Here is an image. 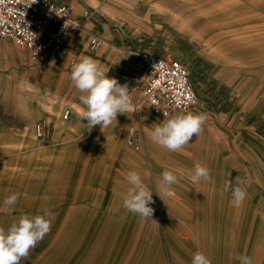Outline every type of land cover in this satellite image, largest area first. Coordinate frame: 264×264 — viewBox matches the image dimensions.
Returning <instances> with one entry per match:
<instances>
[{"label": "rangeland", "instance_id": "374dc122", "mask_svg": "<svg viewBox=\"0 0 264 264\" xmlns=\"http://www.w3.org/2000/svg\"><path fill=\"white\" fill-rule=\"evenodd\" d=\"M103 1L105 3L103 5L93 3L91 10L99 12L98 17L101 21L106 20L109 25L116 27L115 34L122 44L118 47L112 46L109 39L100 38L104 43L102 50L92 51L88 48L91 37H86L88 26H82L79 31L82 33L81 43L86 38L85 49L89 55L96 53L99 63H104L110 53L115 54L113 66L122 74H107L110 78L118 80L132 73L136 59L133 46L139 45L146 31L149 32L152 28L151 23L158 27V31L161 29L166 36L172 33L189 34L200 43L202 55L211 61L209 72L219 71V80L222 84L217 91L224 93L229 100L228 105L221 108L222 111L230 109L233 104L240 105L232 112L235 116L231 123L233 125L237 123L238 117L242 128L245 127L242 131L245 132L246 138V133L249 134V129L254 126L245 122L247 116L258 119L255 126L261 125L264 120V0H136V2L118 0L117 6L112 5L109 0ZM102 7L104 11L101 10ZM79 12L75 11L74 15L77 17L81 13ZM108 15L116 19L117 23H109ZM125 25L126 28L120 30ZM75 34L71 35L68 42L71 47L80 45L72 42ZM10 43L16 57L8 51L1 55L0 61L5 63L10 57L18 61L11 65L10 70H6L5 76L0 77V109L8 108V101L15 97L17 100L15 108L21 113L20 99L31 93L47 96H44L45 107L47 105L43 116L45 119L52 116L61 119L64 108L68 106L72 107V111L78 110L75 103H79L84 109L79 99L82 93L75 88L71 80V67L79 62L74 50H69L65 57L63 71L47 73L44 68L37 74L39 65H33L28 61L26 51L17 48L13 41ZM157 45L162 47V44L157 43ZM171 48L173 51L176 50L175 52L184 54L183 44H174ZM121 58L128 60L127 71L121 64ZM180 59L185 63L184 58ZM190 71L191 77L193 69L190 68ZM129 93L139 94L141 104L152 113L145 104L140 89L129 88ZM212 104L217 106V102ZM11 105L12 103L10 108L13 110ZM32 111L36 116L35 108ZM36 125L35 122L32 140L41 144L35 137ZM24 137L23 127H18L17 145H20ZM17 153L20 155L19 152ZM100 161L101 163L96 158L87 157L80 169L78 166L66 167V175L69 173L67 177L70 181L75 178L78 182L80 177L87 179L89 174L98 173L105 164L109 165L108 163L102 165L104 160L100 159ZM30 165L22 162L21 166L24 170L18 168L17 173L14 167L7 164L0 167V227L7 230L24 214L42 215L45 209L52 213L50 232L30 250L20 264H165L163 259L169 261V253H172L169 256L171 264H191L192 256L197 251L206 256L216 254L218 260L216 258V261H212L211 255L209 259L211 264H240L235 259V254L247 253L248 239L252 236L258 239L264 237L262 229L256 228L255 225L252 229L254 214L250 212L249 198L246 197L239 207L241 212L237 215L228 213V206L217 208L216 200L214 199L212 204L211 199L207 198L208 187L212 184L209 179L197 184H193L190 179L188 183L182 182L184 186L186 184L192 187L188 192L194 197L192 200L190 198L186 200L187 212L180 216L176 225L169 222L167 213L160 219L156 214L152 219H145L142 226L131 218L128 221L126 218V222L111 224L105 220L107 215L105 213L102 215L90 213V209L94 208L69 204V200H74L76 196L80 198L78 190L70 192L66 200L68 203L59 211L48 207L46 202L42 203L45 198H41L40 163L33 161ZM176 168L185 171L184 167ZM215 168L208 167L210 175ZM12 175L14 180H9ZM243 185L246 183L242 182ZM11 187L16 190V194H19L18 207L11 208L16 210L15 212H10L11 209L3 210V201ZM246 193L248 195V191ZM82 194L88 195V192ZM170 195L171 197L176 195L172 188ZM104 196L103 193L102 198L105 202ZM182 199L184 203V196ZM153 205L156 209H163L165 212L170 208L169 200L165 197L161 198L160 203L154 201L151 204L152 208ZM101 218L102 220L99 221ZM112 226L116 227L111 229ZM226 238H233L235 245L225 246L218 242L219 239ZM180 239L187 241L177 242ZM236 241L241 244L236 245Z\"/></svg>", "mask_w": 264, "mask_h": 264}, {"label": "crops", "instance_id": "0c3cea01", "mask_svg": "<svg viewBox=\"0 0 264 264\" xmlns=\"http://www.w3.org/2000/svg\"><path fill=\"white\" fill-rule=\"evenodd\" d=\"M52 1L72 8L73 18L80 20L82 26H88L87 30L85 27L86 37L94 36L100 41L103 38L109 39L110 44L116 47L122 44L118 39V35L115 34L116 27L109 25L106 20L101 21L98 17L99 12H92L91 10V5L95 2L100 5L105 4L103 0ZM109 1L112 5H118V0ZM131 1L136 2V0ZM81 9L82 11L85 9L89 10L88 18L83 19L81 17ZM75 11H80L81 13L79 12L80 14L76 17L74 15ZM108 16L109 23L116 22V19L110 15ZM126 26L120 30L125 29ZM151 27L149 32L146 31L145 37L141 38L139 45L133 46L132 50L136 53L134 62L143 53H149L157 57L184 58L185 64L188 62L186 65L193 69L190 81L194 91L197 93L198 103L184 113L202 114L205 116L202 131L198 136L194 135L190 143L177 152H169L167 149L155 144L150 138V133L156 124L180 112L170 110L167 117L154 115L141 104L136 94L131 95L129 109L125 114H118L117 121H113L109 127L103 130L99 126H95L89 132L84 125L86 121H81L80 119L79 112L83 109L79 103H75L78 110L74 109L66 120L62 119V115L61 119L56 116L45 119L43 116L47 109L44 99L46 95L31 93L20 99L21 113H18L15 108L17 102L15 97L8 101V108L0 109V167L7 164L10 167H14L15 173H17L19 169L24 170L21 166L22 162L30 163L31 165L33 161L40 163V173L42 174L40 178L42 181L41 198H45V201L41 202H46L48 207L56 208L58 211L61 210L68 203L66 200L69 198L70 192L78 190L80 198L76 196L74 200H69V204H72V206L78 204L92 207L94 209H90V213L107 214L105 220L111 224L126 222V218L127 221L131 218L142 226L145 219L128 212L123 207V199L126 197L127 190L131 187L126 179L127 172L135 170L140 173L143 182L153 191V200L155 202L160 203L162 197L169 200L170 208L168 212L163 209H156L153 205V215L156 214L158 219H160L163 214L167 213L169 222L176 225L180 216L187 212L188 204H185L186 200L189 198L192 200L194 197L188 192V189L192 187L186 184L184 186L182 182L188 183L189 178L186 176H189L194 165L199 162L207 168L216 167L208 180L212 183L208 187L209 195L207 196V198L211 199V203L214 204L213 200L215 199L217 208L228 206V213L240 214V208L230 204L231 190L224 191L226 181L239 184L246 192L248 191L246 197L249 198L250 212L254 214L252 229L255 225L256 228L264 231V120L260 126H255L258 119L256 117L248 118L247 116L245 122L254 126L249 129V134L246 133V138L244 136L245 132L242 131L245 127L242 128L237 116V123L234 125L231 123L235 116L232 112L240 105H237V103L233 104L230 109H225L224 112L221 109L228 105L229 100L226 99L228 97L224 93L217 91L222 84L221 80H219V71L216 70L215 73L209 72L211 61L202 55L200 43L189 34L172 33L166 36L161 29L158 31L156 25L151 23ZM81 34L80 31H77L72 41L76 45L80 43L78 47H71L68 44V49L75 51L79 61L83 57H91L98 62L103 71H108L107 74H122L120 70L117 71L118 69L113 66L115 54L110 53L104 63H99L96 53L89 55L87 49H85L86 38L81 43ZM145 39L148 41L146 42ZM10 42V40L2 41L0 44V57L4 52L8 51L16 57ZM101 43L102 46L98 51L103 48L104 43L102 41ZM157 43L162 44V47H159ZM174 44H183L184 54L175 52L176 50L173 51L171 46ZM14 59L16 60V58ZM64 59L65 57L57 58L47 63L28 61L33 65H39L36 70L38 74L44 68L47 73L63 71L65 68ZM121 59V64L124 65L127 71L128 60ZM17 61H14L12 57L5 63L0 61V77L5 76L7 74L6 70H10L11 65H14ZM12 75L16 77V75ZM212 102H217V106H213ZM10 103H12L13 110L10 108ZM33 108L37 111L38 116L33 115ZM65 109L66 107L62 114ZM35 122L47 133L46 139L38 138L35 133L36 139L42 145L32 140V130ZM18 127H23L25 134L20 145H17L16 141ZM130 130L134 132L133 146L128 144ZM258 141L259 143H257ZM130 148L136 149L131 150ZM87 157L96 158L99 163H101L100 159L104 160L102 165L108 163L110 166L105 164L98 173L89 174L86 177L87 179L80 177L81 179L78 182L75 178L70 181L67 177L69 173L66 175V167L78 166L80 169L81 166L83 167ZM178 166L185 168V176L178 183L171 186L176 192L175 197L160 194V198L155 192L159 194L162 173L165 170H175ZM11 179L14 180L13 175L9 180ZM242 182L246 183V185L242 186ZM11 188L6 195L7 197L16 194V190L13 187ZM84 192H88V195L82 194ZM103 193L106 198L105 202L102 198ZM182 196H184V203ZM17 207L18 202L13 208L16 209ZM14 209H11L10 212H15L16 210ZM101 220L102 218L99 219V221ZM115 227L108 228L113 229ZM181 240L183 239L177 242H181ZM184 240L187 241V239ZM218 242L225 246L235 245L233 238L219 239ZM236 242L238 246L241 244L238 241ZM246 246L248 250L245 255L252 258L253 264H264V237L258 239L256 236H252L248 239ZM171 254L169 253L168 255L169 261L163 259L165 264H171V257H169ZM211 255L207 254V258L211 259ZM217 255L220 256L219 254ZM212 257V261H216V254H213Z\"/></svg>", "mask_w": 264, "mask_h": 264}, {"label": "clouds", "instance_id": "9594fccd", "mask_svg": "<svg viewBox=\"0 0 264 264\" xmlns=\"http://www.w3.org/2000/svg\"><path fill=\"white\" fill-rule=\"evenodd\" d=\"M36 2V0H35ZM34 2V3H35ZM73 28L78 24H68ZM108 72V71H107ZM103 71L98 62L91 57H83L71 67V80L75 88L82 93L79 99L84 109L79 112L81 121L85 120V128L89 132L99 126L101 130L117 121L118 114H125L131 105V94L127 83L121 85L116 78H110ZM132 93V92H131ZM165 117L168 113H163ZM205 116L202 114L180 112L169 119L156 124L150 133L151 140L167 149L169 152L181 151L190 143L193 136H198L202 131ZM185 173L181 169L165 170L159 184V194L170 195L171 186L183 179ZM188 178L193 184L207 181L210 178L209 169L197 162ZM126 179L129 185L123 207L130 213L142 219H152L154 209L150 206L153 201V191L143 182L139 172H127ZM231 190L230 204L240 207L246 199L247 193L239 184L226 181L224 191ZM19 194H12L3 201L4 211L13 208L18 202ZM52 213L45 209L40 215H21L18 221L13 222L5 230L0 227V264H20L27 257L30 250L51 230ZM235 259L240 264H253L248 255L235 254ZM191 264H211L205 254L197 251L193 254Z\"/></svg>", "mask_w": 264, "mask_h": 264}, {"label": "built area", "instance_id": "2783aa9c", "mask_svg": "<svg viewBox=\"0 0 264 264\" xmlns=\"http://www.w3.org/2000/svg\"><path fill=\"white\" fill-rule=\"evenodd\" d=\"M0 0V44L13 41L17 48L27 52L34 63H47L68 55V41L80 30L82 22L73 18V10L52 0ZM89 10L81 17L88 18ZM68 24H78L73 28ZM102 46L97 37H91L88 48L98 51ZM72 62V61H71ZM190 68L182 60L156 57L143 53L134 63L132 73L120 77L132 89H140L145 104L154 115L163 116L170 110L186 112L196 105V92L190 81ZM72 107H66L62 119L66 120ZM36 136L46 139L47 134L36 125ZM134 132L130 130L128 144L133 146Z\"/></svg>", "mask_w": 264, "mask_h": 264}, {"label": "bare ground", "instance_id": "6f19581e", "mask_svg": "<svg viewBox=\"0 0 264 264\" xmlns=\"http://www.w3.org/2000/svg\"><path fill=\"white\" fill-rule=\"evenodd\" d=\"M101 10L102 11H104V9H103V7L101 8ZM87 27V26H86ZM81 28H82V26H81ZM81 28H80V30H81ZM83 31V30H82ZM157 57V56H156ZM55 60V59H54ZM132 90H134V89H132ZM139 95V94H138ZM138 98V97H137ZM196 99H197V97H196ZM197 101V100H196Z\"/></svg>", "mask_w": 264, "mask_h": 264}]
</instances>
